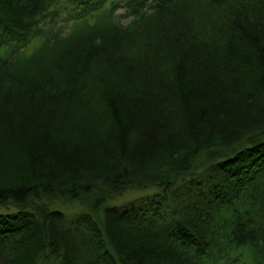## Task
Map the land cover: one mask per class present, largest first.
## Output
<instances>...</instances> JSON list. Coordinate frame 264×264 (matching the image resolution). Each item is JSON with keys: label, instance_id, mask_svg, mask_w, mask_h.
Masks as SVG:
<instances>
[{"label": "trees", "instance_id": "obj_1", "mask_svg": "<svg viewBox=\"0 0 264 264\" xmlns=\"http://www.w3.org/2000/svg\"><path fill=\"white\" fill-rule=\"evenodd\" d=\"M107 1L0 0V264H264V0Z\"/></svg>", "mask_w": 264, "mask_h": 264}, {"label": "rangeland", "instance_id": "obj_2", "mask_svg": "<svg viewBox=\"0 0 264 264\" xmlns=\"http://www.w3.org/2000/svg\"><path fill=\"white\" fill-rule=\"evenodd\" d=\"M112 6H113V9H111ZM108 10H112V13L118 15L119 18L124 23L129 20V18H127L128 13L125 12V8H122L121 5L114 2V0H108L102 10L95 13V15H90L89 18H87L85 24L94 23L99 18L104 17L107 14ZM57 26L58 25H56V28L54 27L51 30L53 35H59L60 33L62 35H66L69 33L67 31L68 27H71V29L74 27V25H72V26L71 25H69V26H63L62 25L59 27H57ZM44 40L45 39L43 37H41L39 39L34 40L32 43L30 42L29 44H27V46L24 49H22V52H21L22 56L32 54L34 51H36L42 45ZM153 189L154 188H146V189L130 188V189H127L126 191H124L123 193H121L120 195H117L116 197H113L112 199H110L108 201V204L124 205V204H127L133 200L138 199V198L145 197L147 194L152 193ZM51 206L58 208L60 210H63L67 214L76 212V211L80 210V208H81L78 205V203H76V202L70 203V202H63L61 200H55Z\"/></svg>", "mask_w": 264, "mask_h": 264}]
</instances>
